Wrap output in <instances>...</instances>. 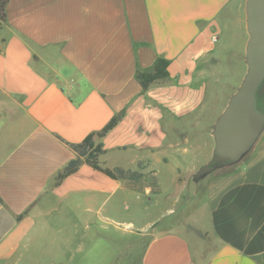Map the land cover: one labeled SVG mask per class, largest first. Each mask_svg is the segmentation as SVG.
I'll return each instance as SVG.
<instances>
[{
    "label": "crops",
    "instance_id": "1",
    "mask_svg": "<svg viewBox=\"0 0 264 264\" xmlns=\"http://www.w3.org/2000/svg\"><path fill=\"white\" fill-rule=\"evenodd\" d=\"M244 6L7 0L0 25V264H80L95 249L88 236L94 240L102 221L131 240L113 262L264 264V131L239 163L191 180L212 157L213 125L232 95L218 86L219 60L245 53ZM158 58L170 62L168 75L143 90L136 72L150 71ZM118 114L101 140L99 163L135 178L112 179L84 163L55 184L75 158L67 143ZM131 207L133 220H120Z\"/></svg>",
    "mask_w": 264,
    "mask_h": 264
},
{
    "label": "water",
    "instance_id": "2",
    "mask_svg": "<svg viewBox=\"0 0 264 264\" xmlns=\"http://www.w3.org/2000/svg\"><path fill=\"white\" fill-rule=\"evenodd\" d=\"M244 12L246 72L213 125L212 157L192 175L195 182L239 163L264 131V110L258 106L264 88V0H245Z\"/></svg>",
    "mask_w": 264,
    "mask_h": 264
},
{
    "label": "rangeland",
    "instance_id": "3",
    "mask_svg": "<svg viewBox=\"0 0 264 264\" xmlns=\"http://www.w3.org/2000/svg\"><path fill=\"white\" fill-rule=\"evenodd\" d=\"M244 34H245V31H244ZM243 57H245L244 50H243L242 57H240L239 60H236V61H235V58L233 57V54H229V55L223 54L222 55V59L219 60L220 67L218 68V71H222L221 72L222 77L219 78V83H218V86H220L221 93H225L226 95L230 96L239 87L241 80H242L239 78L240 72L242 71L246 72V65L244 62L245 60H243ZM191 180L194 181L192 178ZM205 180L206 178L201 179L200 181L203 182ZM187 206H188L187 203H183L178 208H175L174 214H172L169 218L170 219L177 218L179 215L182 214L181 211L185 210ZM197 207L200 208V205L198 204L195 208ZM120 220H123L126 222L133 220L132 207H131V210L128 211L127 214L121 215ZM132 222H136V221H132ZM100 223L102 225V228H99V229L96 228L94 232V240H92L93 239L91 236L92 233L90 234V236H88L89 243L90 244L93 243L94 244L93 246L95 247V249L91 250V253L88 254V257L86 259L80 258L81 259L80 264L83 262L84 264H126L127 260L123 258L124 257L123 250L125 247L124 243L126 241L127 244H130L131 240H129L128 237H126L125 239V235L122 233H118V232L115 233L111 225L107 223L106 221H102ZM147 240H148V236H144L143 246H145V243L147 242ZM36 248L34 250H36ZM116 252H120L123 257H121V259H119L118 261L113 262L112 258L114 256V253ZM33 256L34 257L36 256V258H39L40 251H35L33 253ZM125 257L129 258L128 252L126 253ZM43 260H45L43 262H48L46 258ZM34 262L32 264H37Z\"/></svg>",
    "mask_w": 264,
    "mask_h": 264
},
{
    "label": "trees",
    "instance_id": "4",
    "mask_svg": "<svg viewBox=\"0 0 264 264\" xmlns=\"http://www.w3.org/2000/svg\"><path fill=\"white\" fill-rule=\"evenodd\" d=\"M7 0H0V25L5 21V6ZM170 62L163 58H158L150 71L138 69L136 78L143 90L158 80L165 79L168 75L167 68ZM121 114L112 117L109 122L99 131L88 134L79 143H67L75 153V158L66 164L55 177V184L59 183L66 176L75 173L82 164H87L96 171H99L112 179L135 178L136 173L126 172L120 168L108 169L99 163V157L105 153L102 138L118 123ZM25 214V213H24ZM24 214L17 216L20 220Z\"/></svg>",
    "mask_w": 264,
    "mask_h": 264
},
{
    "label": "flooded vegetation",
    "instance_id": "5",
    "mask_svg": "<svg viewBox=\"0 0 264 264\" xmlns=\"http://www.w3.org/2000/svg\"><path fill=\"white\" fill-rule=\"evenodd\" d=\"M258 106L260 109L264 110V88L258 97Z\"/></svg>",
    "mask_w": 264,
    "mask_h": 264
}]
</instances>
